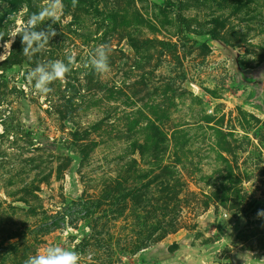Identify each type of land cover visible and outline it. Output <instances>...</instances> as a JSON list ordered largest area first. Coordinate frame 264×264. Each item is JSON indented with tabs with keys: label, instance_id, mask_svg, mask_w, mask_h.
Here are the masks:
<instances>
[{
	"label": "rangeland",
	"instance_id": "374dc122",
	"mask_svg": "<svg viewBox=\"0 0 264 264\" xmlns=\"http://www.w3.org/2000/svg\"><path fill=\"white\" fill-rule=\"evenodd\" d=\"M63 3L30 59L0 41V264L49 246L80 264H264V0ZM46 4L0 0V31ZM68 53L38 93L26 74Z\"/></svg>",
	"mask_w": 264,
	"mask_h": 264
},
{
	"label": "clouds",
	"instance_id": "9594fccd",
	"mask_svg": "<svg viewBox=\"0 0 264 264\" xmlns=\"http://www.w3.org/2000/svg\"><path fill=\"white\" fill-rule=\"evenodd\" d=\"M77 3L78 0H72L73 7ZM63 9V0H47V4L40 11L32 13L23 24H20L17 20L15 24L7 29V32L0 31V41H4L5 36L8 37L4 46L9 53L12 43L19 36L21 38L22 54L30 59L43 50L49 41L57 35L55 28L51 25L40 30H37L38 26L48 20L51 21L52 25L59 23L63 27ZM20 11L23 12L24 9L22 8ZM10 19L15 18L11 16ZM109 51L107 45H99L94 48L88 58V66L98 76H102L110 70ZM3 58L6 59V55ZM66 61L54 60L46 64H38L26 74L28 83L32 84L34 82V89L41 95H47L52 91L49 86L57 80L62 81L66 74L71 71V67L75 63V53L66 54ZM258 215L264 216V211L259 212ZM246 256L241 257L245 264H247ZM80 260L81 254L75 250L60 246H49L43 250H38L34 255H29L24 264H80Z\"/></svg>",
	"mask_w": 264,
	"mask_h": 264
},
{
	"label": "water",
	"instance_id": "95a60500",
	"mask_svg": "<svg viewBox=\"0 0 264 264\" xmlns=\"http://www.w3.org/2000/svg\"><path fill=\"white\" fill-rule=\"evenodd\" d=\"M73 183H74V186L70 189V191H68V193H70V192H74V195H73V197H75V198H77L78 197V194L77 193H75L76 192V187H75V185H76V183H77V181L75 180V178L73 179ZM24 206V205H23Z\"/></svg>",
	"mask_w": 264,
	"mask_h": 264
}]
</instances>
